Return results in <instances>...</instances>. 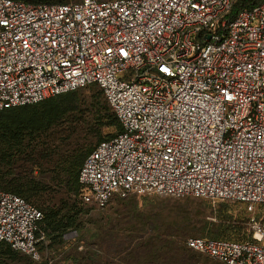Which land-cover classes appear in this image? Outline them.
<instances>
[{
    "label": "built area",
    "instance_id": "built-area-1",
    "mask_svg": "<svg viewBox=\"0 0 264 264\" xmlns=\"http://www.w3.org/2000/svg\"><path fill=\"white\" fill-rule=\"evenodd\" d=\"M240 1L0 0V112L97 85L123 133L86 158L83 203L104 210L132 193L242 203L249 241L186 247L216 264H264V1L235 13ZM42 220L0 191V245L38 258Z\"/></svg>",
    "mask_w": 264,
    "mask_h": 264
},
{
    "label": "rangeland",
    "instance_id": "rangeland-1",
    "mask_svg": "<svg viewBox=\"0 0 264 264\" xmlns=\"http://www.w3.org/2000/svg\"><path fill=\"white\" fill-rule=\"evenodd\" d=\"M83 91L90 97L100 89L91 87ZM69 126L73 124L64 123L50 132L54 157L52 153L53 161L44 167L45 175L40 180L44 178L48 189L45 196L47 204L62 209V217L74 219L76 224L72 230L77 226L74 230L77 232L71 231L65 238H56L52 232L42 233L38 258L20 253L27 261L9 259L6 264H84L82 257L86 243L95 228L102 229L105 234L100 239L102 247H94L104 257V263L100 264H150L145 257L153 252L146 246L151 236H160L162 240L159 243L171 248L164 253V264H216L214 260L188 250L185 243L191 238L215 237L239 242L251 239L247 206L235 201L132 193L126 197L117 196L104 210L91 209L81 200L79 189L72 190L63 183L53 184V165L62 164L61 161L66 160L65 157L79 144L80 138L77 140V137L80 133L76 130L74 135ZM90 144L94 147L96 140ZM34 176L39 178L38 170ZM177 250H184L181 257H176ZM71 256L75 258L73 263H70Z\"/></svg>",
    "mask_w": 264,
    "mask_h": 264
},
{
    "label": "trees",
    "instance_id": "trees-1",
    "mask_svg": "<svg viewBox=\"0 0 264 264\" xmlns=\"http://www.w3.org/2000/svg\"><path fill=\"white\" fill-rule=\"evenodd\" d=\"M14 1L33 5H66L80 0ZM263 1L241 0L235 9V13L241 9H252L262 4ZM91 87L99 88L97 85H90L35 105L0 112V191L24 199L41 212L43 220L36 234L37 239L42 238L41 235L45 232H52L56 238H65L71 231L77 232V230L74 231L77 226L72 230L76 224L74 219L62 217V209L47 204L45 196L48 189L43 182L44 178L40 180L42 175H45L44 167L53 161L52 153L54 157V151L50 145L53 144V137L50 134L51 131L55 130L53 128L59 129L57 127L63 126L64 123L73 124L68 129H71L74 135L76 130L80 133L77 137V140L80 138L77 147L67 158L65 157L66 160L61 161L62 164L53 165V184L63 183L65 186L71 187L72 190L73 188L79 189L80 195L82 188L78 182V177L86 158L99 144L111 141L123 133L120 122L100 88V91L93 96L84 95L85 91L83 90ZM94 139L97 144L93 147L90 143ZM36 170L39 171V178L34 176ZM100 231L101 235L93 234L90 241L86 243V252L82 257L84 264H97L99 262L97 258L100 252L94 247L97 248L96 245L100 247L102 243L100 239L105 236L104 231L102 229ZM151 237L146 242V246L149 248H147L148 250H153V252L145 259L146 261L150 260V264H164L166 256L164 253L169 252L171 248L159 243L162 240L160 236ZM199 238L232 241L215 237ZM183 252L184 250H177L176 257H181ZM18 258L27 261L26 257H22L20 252L13 250L10 246L0 245V264H6L9 259ZM74 260L75 258L71 256L70 263H73Z\"/></svg>",
    "mask_w": 264,
    "mask_h": 264
},
{
    "label": "crops",
    "instance_id": "crops-1",
    "mask_svg": "<svg viewBox=\"0 0 264 264\" xmlns=\"http://www.w3.org/2000/svg\"><path fill=\"white\" fill-rule=\"evenodd\" d=\"M90 207V206H89ZM91 209H95V210H98V209H96V208H94V207H91ZM97 223H100V222H97ZM95 226H97V225H95ZM100 225H98V227H99ZM91 234H99V235H101V231H100V229H98V228H95L93 231H91ZM98 263L97 264H100V263H104L103 261H104V257H102V254L101 253H99L98 254Z\"/></svg>",
    "mask_w": 264,
    "mask_h": 264
}]
</instances>
